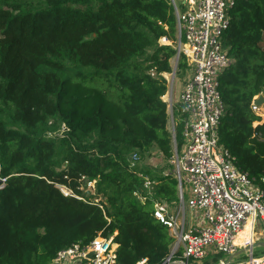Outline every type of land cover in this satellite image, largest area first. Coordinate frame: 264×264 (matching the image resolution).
<instances>
[{"label":"trees","instance_id":"1","mask_svg":"<svg viewBox=\"0 0 264 264\" xmlns=\"http://www.w3.org/2000/svg\"><path fill=\"white\" fill-rule=\"evenodd\" d=\"M228 14L218 142L260 183L264 119L250 103L264 94V0H235ZM176 41L170 0H0V264H49L98 233H115L120 264L168 255L173 239L152 200L177 201V180L164 171L173 151L161 99ZM176 73H189L183 54ZM181 130L179 122L178 147ZM153 148L162 169L144 163Z\"/></svg>","mask_w":264,"mask_h":264},{"label":"built area","instance_id":"2","mask_svg":"<svg viewBox=\"0 0 264 264\" xmlns=\"http://www.w3.org/2000/svg\"><path fill=\"white\" fill-rule=\"evenodd\" d=\"M170 3L177 29L174 60L185 55L189 74L177 99L173 96L174 80L169 85L170 74H164L168 90L161 99L166 104L172 137L170 163L177 180L178 201L171 205L152 200L154 218L167 227L173 239L168 255L159 264H264V253L253 254L260 242L258 234L264 237V188L260 185L264 177L258 183L240 170L228 149L219 144L217 135L224 113L219 77L231 63L222 39L230 23L228 11L235 0H183V10L175 0ZM159 42L169 44L165 37ZM257 97L254 95L250 103L255 115L264 107V102L254 103ZM179 122L182 141L178 147L175 127ZM130 157V165L139 160L137 153ZM143 177V186L150 189L153 181ZM4 182L5 178H1L0 189ZM84 185L88 193L93 191V181ZM55 186L64 196L84 199L66 185ZM136 195L142 203L145 201V196ZM246 222L250 224L249 232L238 241ZM114 235L98 233L89 243L74 242L59 249L49 264H120ZM136 264H146V259Z\"/></svg>","mask_w":264,"mask_h":264},{"label":"rangeland","instance_id":"3","mask_svg":"<svg viewBox=\"0 0 264 264\" xmlns=\"http://www.w3.org/2000/svg\"><path fill=\"white\" fill-rule=\"evenodd\" d=\"M175 2L177 3L178 8L180 10H183L185 8V5H183V0H175ZM263 44H264V34H263ZM177 61L174 60V58L171 60L172 70H171V73H169L170 75H167V79L169 80V83H168L169 85L174 80V89H173L174 99L178 98L181 86H182L183 82L185 81V79L187 78V75L182 76V75L177 74L176 72L173 73L176 70ZM101 86L103 88L105 87V85H101ZM167 90H168V88H167ZM257 115H259L262 119H264V107L260 108V110L257 112ZM254 124H256V123H254ZM156 150L157 149H155V148H153L151 150V155L152 156L150 155V156L146 157L144 159V163L147 164V165L152 166L153 168L162 169L165 166H162L163 165V161H162L159 153ZM172 170H173L172 166H168V167L164 168V171H166V172H172ZM184 191H185L184 192V198L186 199L188 195H187V190H186V186L185 185H184ZM186 214H187V217H189V215H190L189 211H186ZM193 218H196V216H194ZM187 222H188V219H187ZM258 230H260L262 232L261 228H259ZM258 238H259L260 242H263V244H259V245L255 246L253 248V254L255 256L262 255L264 253V237L261 236V234H258ZM197 262L205 264L204 262H201V261L200 262L197 261Z\"/></svg>","mask_w":264,"mask_h":264},{"label":"bare ground","instance_id":"4","mask_svg":"<svg viewBox=\"0 0 264 264\" xmlns=\"http://www.w3.org/2000/svg\"><path fill=\"white\" fill-rule=\"evenodd\" d=\"M249 229H250V224L249 222H246L243 229L238 233V241H242L246 238Z\"/></svg>","mask_w":264,"mask_h":264},{"label":"water","instance_id":"5","mask_svg":"<svg viewBox=\"0 0 264 264\" xmlns=\"http://www.w3.org/2000/svg\"><path fill=\"white\" fill-rule=\"evenodd\" d=\"M262 102H264V94L263 93H259L258 97L254 100V103L256 105H260V104H262ZM259 244H263V242H259ZM216 264H219V263H216Z\"/></svg>","mask_w":264,"mask_h":264},{"label":"crops","instance_id":"6","mask_svg":"<svg viewBox=\"0 0 264 264\" xmlns=\"http://www.w3.org/2000/svg\"><path fill=\"white\" fill-rule=\"evenodd\" d=\"M188 74H189V73H188ZM177 201H178V187H177ZM177 201H176V202H177ZM176 202H175L174 204H171V205H175Z\"/></svg>","mask_w":264,"mask_h":264}]
</instances>
